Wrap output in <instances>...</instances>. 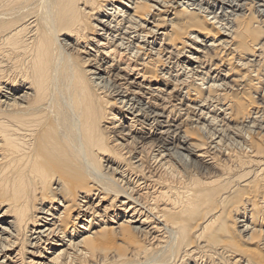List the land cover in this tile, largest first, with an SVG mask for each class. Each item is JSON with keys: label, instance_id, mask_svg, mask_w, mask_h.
Listing matches in <instances>:
<instances>
[{"label": "bare ground", "instance_id": "bare-ground-1", "mask_svg": "<svg viewBox=\"0 0 264 264\" xmlns=\"http://www.w3.org/2000/svg\"><path fill=\"white\" fill-rule=\"evenodd\" d=\"M247 1L0 0V264H264Z\"/></svg>", "mask_w": 264, "mask_h": 264}, {"label": "rangeland", "instance_id": "rangeland-1", "mask_svg": "<svg viewBox=\"0 0 264 264\" xmlns=\"http://www.w3.org/2000/svg\"><path fill=\"white\" fill-rule=\"evenodd\" d=\"M253 1H254V0L247 1V2H248V6L246 7L245 10H243V11H244V12H243V13H244V17H246V16H251V15H253L252 13H254V17H257V20H258V21H259V19L263 21V20H264L263 17L259 18L261 15L255 13V12L253 11V7L251 8L252 10L249 8V5H250V4H252L251 6H254V4H253L254 2H253ZM251 2H252V3H251ZM168 8H169L170 10H169ZM168 8H167V9L165 8V10H167L166 12H165L164 9H161V10L158 11L159 13H158V12H157V13H158L159 15H161V17H163V16L166 15L167 13L170 14V15H172V14H174V13L180 11V7H178L176 4H173L172 7H168ZM173 8H175V9H173ZM248 8H249V11L251 10L250 12L247 10ZM171 9H172V10H171ZM160 11H161V12H160ZM175 11H176V12H175ZM173 12H174V13H173ZM163 13H164V14H163ZM162 14H163V16H162ZM247 14H248V15H247ZM250 14H251V15H250ZM240 15H242V14H240ZM245 15H246V16H245ZM263 23H264V22H263ZM263 23L261 24V28L258 29L259 31L262 30V31H260V32L262 33V36L264 35V24H263ZM262 25H263V27H262ZM161 26H162V25H161ZM163 26H165V28L167 27V25H164V24H163ZM142 28H143V29H142ZM140 30H141V31L145 30V32H146V29H145L144 27H141ZM140 30H138L139 33L141 32ZM160 32H161V31H160ZM160 32H159V33H160ZM143 34H144V33H143ZM161 42H162V41H161V36L157 35V44H162ZM143 54H147V52L144 51ZM127 57L129 58L130 56H127ZM130 58H131L132 61H135L134 58H132V57H130ZM165 58H167V56H166V57H162V58L160 57L159 59L164 60ZM173 59H174V60H173ZM133 63H134V64H136V63L139 64V61L136 60V61L133 62ZM173 63H175V58H174V57H170V58H169V63L166 64V65H168L169 67L175 69ZM215 63H216V62H215ZM139 67H140V66H139ZM175 70H176V69H175ZM260 74L262 75V73H260ZM258 77L261 78V76H259V75H258ZM259 78H257V79H259ZM261 80H263V79H262V78L259 79V81H261ZM256 82H257V81H254L253 83H256ZM262 83H263V81H261V85H260V86H257V87H256V88L260 87V88H259L260 90H259V89H255V90L253 89L254 92L259 90L258 92L261 93V92H260L261 89L264 88V87L262 86ZM234 89H235V88H234ZM253 90H252V91H250V90L247 91V92L249 93L250 96H251V94L254 95V94L256 93V92L254 93ZM238 92H239V91L234 92V93L229 92V93H231V95H228L229 93H227V94L225 95V97H224V96H222V97H223V99H224V98L226 99V96H227V98H228V96H230L229 98H231L232 96H235V95H234L235 93H238ZM250 92H252V93H250ZM258 92H257V95L259 94ZM239 93H240V92H239ZM257 95H254V96L252 97V101L254 102V104H255L256 106H259L260 103H259V101H258L259 99H257V98H258ZM222 97H221V99H222ZM257 101H258V103H257ZM225 102H226V101H225ZM219 103H221V102H219ZM174 105H175V102H174V101H171V103H170V107H171V108L169 107L168 112H170V110H174L175 112L172 113L174 116L171 114V117H172L175 121L178 122V123H176V124H180V122H181L182 124H180L179 127H180L182 130H184V129L186 128L187 130L185 129V131H189V132H190V129L192 128V127H190V126H193V127H194V124L189 125L190 121H188V120H187V121L184 120V119H185L184 116H179V117L176 118L175 115H178V112H179V111H178V109H177L176 106H175V107H172V106H174ZM174 108H175V109H174ZM178 108H179V107H178ZM182 113H184V112L182 111ZM168 114H169V113H168ZM171 117H169V119H170ZM181 117H182V118H181ZM172 118H171V121H172ZM175 118H176V119H175ZM184 121L187 122V124L189 125L188 128H187V124H186ZM188 122H189V123H188ZM185 124H186V125H185ZM181 125H182V126H181ZM184 126H185V127H184ZM189 128H190V129H189ZM192 129H193V128H192ZM193 130H194V129H193ZM193 130H192V131H193ZM193 132H196V131L194 130ZM123 153H124V152H123ZM218 158H219V161H218ZM214 161H215V164L217 163V166H218V167L221 166V164H222V158H220V156L216 155ZM216 161H218L220 164H219L218 162H216ZM222 165H223V164H222ZM100 166H101V164L99 165V168L101 169L102 167H100ZM147 169H148V171H147V170H146L147 172L145 171V173H144L145 175H144V176L142 175L144 178L146 177L145 180H147V179H148V176H150L149 173H150V174L152 173L151 176H157V175H158V174H157L158 172H156L152 167H150V168L147 167ZM152 169H153V171H154L155 173H154L153 171L151 172ZM146 173H147L148 176L146 175ZM154 174H155V175H154ZM156 174H157V175H156ZM151 179H152V178H150V181H152ZM148 180H149V179H148ZM154 180H155V178H154ZM149 192H152V190H149ZM116 243H117V240H116ZM120 243H121V242L118 241L117 245H119V246H120V245H121V246H124L122 243H121V244H120Z\"/></svg>", "mask_w": 264, "mask_h": 264}]
</instances>
